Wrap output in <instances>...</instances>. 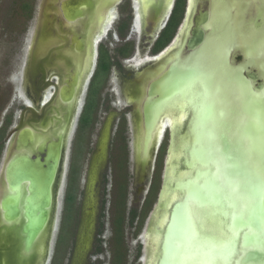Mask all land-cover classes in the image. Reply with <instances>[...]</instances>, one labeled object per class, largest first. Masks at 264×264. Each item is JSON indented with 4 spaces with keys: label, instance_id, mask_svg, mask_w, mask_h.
I'll list each match as a JSON object with an SVG mask.
<instances>
[{
    "label": "flooded vegetation",
    "instance_id": "flooded-vegetation-1",
    "mask_svg": "<svg viewBox=\"0 0 264 264\" xmlns=\"http://www.w3.org/2000/svg\"><path fill=\"white\" fill-rule=\"evenodd\" d=\"M120 4L121 10L117 8ZM115 19L119 21L116 28L111 26ZM96 34L94 72L92 70L87 79L85 104L81 111L77 109L72 133L76 128L77 132L80 131L78 138L84 133L80 129L81 118L97 73L98 82H102L95 119H98L99 110L105 104L104 92L108 84L112 85L113 73L121 89L109 104L122 108L120 112L116 111L118 123L113 142L110 138L107 147L108 130H104V127L101 129L99 135L104 133L102 143L89 159L84 182L80 179V169H74L76 158H71L69 166L71 134L65 183L60 197L62 217H59L49 264H56L57 254L63 245L69 250V264H83L90 252L93 256L103 253L109 222L107 209L111 206H108V166L104 167V163L107 165L110 156L117 174L110 198V240L115 242L117 210L114 203L118 199L119 186L124 185L126 191L123 222L130 193L133 200L135 187L141 196L147 192L141 212L133 214L132 211L137 208L130 211L132 223L137 216L141 223L145 218L142 212L152 203L147 204L156 182L158 184L152 199L157 196V207L142 235L149 240L143 261L146 262L145 259L150 257L148 264H153V255L156 253L154 248L158 245L162 250L165 248L166 239L177 230L185 215L186 198L196 203L208 216L207 219L212 220L213 230L206 242V247L214 251L211 257H218L220 264H239L241 259H247L245 254L248 247H242L241 237L249 233H258L264 237V0H119L107 12L105 22L96 29ZM108 35L116 42H122L113 52L103 42L108 39ZM133 35L136 36L135 39ZM136 38L141 41L138 49L131 41ZM219 40L222 41V46ZM103 53H106L105 60H102ZM101 61H109V65L99 72L100 66H103ZM174 69L180 70L175 77L172 75ZM185 73H189V76ZM185 75L188 78L183 87ZM172 81H175L176 87L172 90L174 94L169 97L167 94L170 89L167 88ZM162 87L165 93L159 91ZM14 88L15 99L20 98L25 104L33 105L40 113L26 110L27 120L35 118L39 123L45 114V111L41 113V109L47 103L50 89L37 95L30 76H27L26 81L23 76ZM156 103H160V107L149 126L148 119H151ZM207 116L208 122H205ZM109 119L108 116L107 120ZM128 133L132 137L130 150ZM172 136L177 138L173 144ZM111 143L114 151L110 155L108 149ZM164 149L168 156L165 159ZM96 153H100V163L99 168L97 166L95 169L92 159ZM147 158L150 160L147 161ZM163 161L164 167L166 161V171L163 167L165 174L162 172L161 175ZM239 167L244 170L242 182L229 180L231 173H237ZM112 170L111 168L110 173ZM187 170L191 175L185 177L190 176V179L185 181L184 187L180 181L185 179L184 173ZM96 175L100 181L97 185L100 191L98 206L96 201L91 200ZM194 177L198 178L197 181ZM163 179L164 188L160 195ZM174 190H178L175 193L178 198L168 206ZM70 194L74 198L68 201ZM173 204H177L173 212L175 215L170 217V207ZM167 214L169 220L164 224ZM178 216L181 217L179 220ZM64 221L66 239L59 246ZM155 235L158 239L163 236V239L160 238L161 244L152 240ZM252 259L254 263L260 259L264 261V256ZM159 262L161 263V258Z\"/></svg>",
    "mask_w": 264,
    "mask_h": 264
},
{
    "label": "water",
    "instance_id": "water-1",
    "mask_svg": "<svg viewBox=\"0 0 264 264\" xmlns=\"http://www.w3.org/2000/svg\"><path fill=\"white\" fill-rule=\"evenodd\" d=\"M98 1L42 0L41 2L37 28L29 44L26 65L21 71L23 72L21 77L24 76L25 81L27 76L31 77L37 95L50 89L47 103L41 109V113L45 111L42 121L44 125L51 120L52 109L56 111L54 108H58V105L67 107L76 95L80 108L82 106L86 92L83 90L87 89L85 83L88 76L81 78L82 73L80 68L76 67L73 56L75 51L84 50L85 38L82 32H76L74 28L81 29L80 26L90 25L89 19L96 10ZM66 21H73L74 26H67ZM179 71L172 70L173 77ZM185 74L189 76V73ZM186 75L183 87L188 78ZM175 87L176 83L172 81L167 88L170 89L167 94L169 97L174 94L172 90ZM159 91L165 93L163 87ZM55 99L56 103H54ZM159 104L153 106L151 119L149 117L147 123L149 126L153 122L155 112L158 111L157 108L160 107ZM28 109L32 113L40 114L33 105L25 104L21 120L7 137L0 164V189L3 193L0 199V264H37L39 258L35 246L41 234H44L42 240L44 251L40 264H49L58 230L60 197L66 176V173L63 174L67 157L64 133L57 128L55 137L47 133L40 143H36L35 133L26 125L28 123L33 125L32 122L35 120L34 118L27 122ZM211 110L210 108L209 111ZM69 113L68 107L65 115ZM210 113L207 115L209 116ZM208 116L204 121L208 120ZM176 139L172 136L171 144ZM149 158L147 161L150 160ZM243 172V167H239L237 173L233 171L228 179L242 182ZM164 182L163 179L160 195ZM176 206L173 204L170 207L171 217ZM180 218L178 216V220ZM241 239L242 247L247 246L248 250L245 254L247 259H241L239 264H248L253 261L252 258L264 256V237L258 233H249ZM144 264L147 263L144 261ZM249 264H264V261L260 259Z\"/></svg>",
    "mask_w": 264,
    "mask_h": 264
},
{
    "label": "rangeland",
    "instance_id": "rangeland-1",
    "mask_svg": "<svg viewBox=\"0 0 264 264\" xmlns=\"http://www.w3.org/2000/svg\"><path fill=\"white\" fill-rule=\"evenodd\" d=\"M24 0H0V143H3L2 152L0 154V164L2 162V156H3V150L6 144L7 137L12 132L13 128L17 125V123L21 120L23 112L25 111V104L22 101V99H15L14 95V87H16L17 81L21 80V75L23 72H21L25 65L27 60V53L29 50V44L33 38V35L35 34L37 23L39 19V11L41 7L42 0H30L33 4V9L31 14L26 12V10L23 9L22 3ZM128 0H126L127 2ZM127 6V5H126ZM121 4L118 5V9L121 8ZM129 10L128 8H126ZM121 10V9H119ZM119 10L117 17L119 16ZM118 20L115 19V23L111 24V26H114L116 28V24H118ZM110 26V28H111ZM224 26L221 30V34L223 33ZM108 39L104 40L103 42L106 43V45L109 46V49L113 52V50L116 49V47L120 46L122 42H116L113 40L111 35L107 36ZM133 39H135L136 36H132ZM132 43L135 44L136 48H139L140 45V38H136V40H131ZM220 41V45L222 46V41ZM135 42V43H134ZM113 73V79H112V85L108 84L107 89L104 92V100L103 103H105L103 106H101V109L98 113V119L96 122L89 128H86L84 133L82 134V137L78 138L77 128L72 136V140L70 142V150H69V166L71 163V158L75 160L76 164H74V169L77 171V169H80V179L84 182L87 169L89 166V159L92 156L93 153L98 149L97 146L101 144L102 142V136L104 133L99 135L101 132V129L105 128L108 130L109 138L107 139L106 147L108 144V140L111 138L113 142L114 133L117 126V110L120 112L122 106L119 107V109H116V106H112V104H109V101L114 100V95L119 93L121 89L120 83H118ZM113 90L115 91L113 93ZM83 104H85V99H83L82 102V108ZM81 109V108H80ZM114 109H116L114 111ZM81 111V110H80ZM117 113V114H116ZM110 117L109 120H107V117ZM113 117V118H112ZM107 120V121H106ZM106 121V122H105ZM111 128V129H110ZM131 135L128 133L127 135V141L129 142V150L131 146ZM167 141V140H166ZM165 142V140H164ZM110 150V155L113 153V143L110 144L108 151ZM107 151V152H108ZM108 155V153H107ZM109 155V156H110ZM164 159L167 158V151L164 149ZM167 156V157H166ZM108 159V158H107ZM110 161L107 162V165L104 163V167L108 166V175H107V182L109 183V203L108 208L107 206V216L109 222L107 223V232H106V240L104 241V251L99 256H93L92 253L87 256L83 264H118L114 262V255L116 250V245L113 240H110L111 235V212H112V204L110 202L111 198V191L114 187V178L117 176V174L114 171L113 167V161L110 156ZM167 161V159H166ZM166 161H165V167H166ZM100 163V153H96L94 158L92 159L93 168L96 169V167ZM68 164V163H67ZM163 166L161 169V175L162 172H164V161ZM164 167V168H163ZM111 168L113 169L110 173ZM96 173V172H95ZM109 176V178H108ZM100 181L97 179V175L95 178V181L93 180V189L91 194V200L96 201V205L98 204V199L100 197V191L98 189V184ZM159 182V187H160ZM82 184V183H81ZM158 187V188H159ZM100 188V187H99ZM136 191H134L132 194L134 196V199L132 200V195L130 193V199L128 200V207L127 211L125 212V222L123 225L124 229V241H125V249H126V261L124 264H144L143 257L145 255V248L146 245H148L149 240L143 238V233L145 229H147L150 220L153 216V212L156 209V200L157 196L152 199V203H150L149 206L146 207L144 213V219L143 222L140 223V220L137 218L132 223L131 221V210L133 208H137V211L140 213L142 209V205L144 203V199L146 196V193H143L141 196L138 194L139 190L137 187H135ZM78 195H80L78 193ZM165 196V194H164ZM81 199V198H80ZM98 206V205H97ZM61 209H63V206H61ZM98 208H96L97 211ZM141 213V214H142ZM140 214V215H141ZM62 217V212L60 214V219ZM164 218H167L165 215ZM142 225V226H141ZM156 230V229H155ZM57 235V233H56ZM152 240L156 243L158 241V238L153 236ZM92 247V246H91ZM94 247V244H93ZM54 248V245H53ZM93 249V248H92ZM69 250L66 249V245H63L61 247V250L57 254L58 261L56 264H69L71 261V258H69ZM119 254V252L117 253ZM53 255V254H52ZM99 259V260H98ZM150 257H148V260ZM148 260L146 258V262L148 264ZM175 261H177L175 259ZM179 262V261H177ZM51 263V262H50ZM150 263V261H149ZM156 263V259H155Z\"/></svg>",
    "mask_w": 264,
    "mask_h": 264
},
{
    "label": "bare ground",
    "instance_id": "bare-ground-1",
    "mask_svg": "<svg viewBox=\"0 0 264 264\" xmlns=\"http://www.w3.org/2000/svg\"><path fill=\"white\" fill-rule=\"evenodd\" d=\"M119 0H99L97 3V8L96 10H94L92 17L89 19L90 25L86 24L83 27L80 26L81 29H77V27H73L74 30L76 32H82L83 33V37L85 38V46H84V50L83 51H75V54L73 56V60L75 61L76 67L80 68V73L81 74V78L84 79L85 76H90L92 70H93V66H94V61H95V55L97 54L96 52V38L95 35L96 34V29L101 26L102 22H105V17L107 12L113 8L116 3ZM145 1H149L150 0H145ZM152 1V0H151ZM97 13V14H96ZM137 16V15H136ZM139 21V20H138ZM137 22V20H136ZM73 21H66L65 24H68L67 26L72 27L74 26ZM142 25V24H141ZM141 27V26H140ZM101 28V27H100ZM99 33V32H98ZM188 36V35H187ZM99 41V40H98ZM49 43L51 44V41H49ZM74 48V47H73ZM182 51V50H181ZM180 51V52H181ZM177 52V51H176ZM174 57V56H173ZM172 59V58H171ZM169 59V60H171ZM169 62V61H168ZM166 68V67H165ZM90 79V78H89ZM203 80V79H202ZM82 81V80H81ZM195 82V81H194ZM192 82V84L194 83ZM204 83V81H203ZM87 80L85 83V86H87ZM198 84V83H197ZM202 85V84H201ZM190 86V85H189ZM188 86V88H189ZM192 86V85H191ZM199 86V85H197ZM28 87V86H27ZM196 87V86H195ZM203 87V86H202ZM192 89V87H191ZM205 89V88H204ZM208 90V89H207ZM84 91V90H83ZM187 91V89H186ZM206 91V90H205ZM208 92V91H206ZM203 92V93H206ZM181 94V93H178ZM177 94V95H178ZM125 95V94H124ZM183 95V94H182ZM201 95V94H200ZM206 96V95H205ZM207 97V96H206ZM178 98V97H177ZM210 98V97H209ZM214 98V97H213ZM171 99V98H170ZM180 99V98H179ZM202 99V98H201ZM142 100V99H141ZM168 100V99H167ZM173 100V99H172ZM187 100V99H186ZM199 100V99H198ZM203 100V99H202ZM210 100V99H209ZM170 101V100H169ZM197 101V100H196ZM80 102V101H79ZM201 102V101H200ZM209 102V101H208ZM207 102V103H208ZM29 103V102H28ZM56 103V101L54 102ZM53 103V104H54ZM199 103V102H197ZM176 104V103H175ZM201 104V103H200ZM212 104V103H210ZM171 105V103H170ZM182 105V104H181ZM195 105V104H194ZM79 103H78V97L77 95L74 97L73 101H71L70 104H68V106H60L58 105V108H54L56 109V111H54L53 109L51 110L52 113H50V109H48V113H50L52 116L51 120L49 121V123H47L46 125H44L42 123L43 119H41L40 121H38L39 123H37L36 120H34L32 123L33 125H30L29 123L26 124L28 127H31V129L33 130V132L35 133V136L37 137L36 139V143H40L41 140L45 137V135H47V133H50L51 136L55 137L58 130H62L64 133V140H65V144L67 147V152H68V145H69V139L71 137L72 133V129H73V125H74V119H77L76 114H77V109H78ZM141 106V105H140ZM139 106V107H140ZM167 106V105H166ZM165 106V107H166ZM169 106V105H168ZM167 106V107H168ZM209 106V105H208ZM207 106V107H208ZM70 108V113L67 115H65V111L67 108ZM200 107V106H198ZM203 108V105L201 106ZM206 107V108H207ZM183 108V106H182ZM187 108V107H186ZM185 109V108H184ZM198 109V108H197ZM79 110V109H78ZM188 110V109H187ZM186 110V111H187ZM193 110V109H192ZM205 110V107L204 109ZM202 110V111H203ZM54 111V112H53ZM172 110H169V112ZM179 111V110H178ZM197 111V110H196ZM201 111V110H200ZM166 112V111H165ZM198 112V111H197ZM54 113V114H53ZM202 113V112H201ZM200 114V113H199ZM59 115L61 116L59 118ZM76 117V118H75ZM65 119V120H63ZM56 120H58V122H56ZM63 121H65L63 123ZM192 121V120H191ZM27 122H30L29 120ZM206 122V121H205ZM54 125V127H52ZM76 125V124H75ZM190 126V125H189ZM57 128H59L58 130H56ZM155 128V127H154ZM56 130V131H55ZM154 130V129H153ZM188 138V137H187ZM186 138V139H187ZM14 143V142H12ZM11 143V144H12ZM190 147V146H188ZM187 152V151H186ZM69 154V152H68ZM67 163V157L65 158ZM206 160V159H205ZM198 161V160H196ZM201 164V163H200ZM65 166L63 167V174L65 173ZM194 168V167H192ZM206 169V168H204ZM191 170V169H189ZM198 170V169H196ZM188 171V170H187ZM207 171V170H206ZM213 171V170H212ZM204 172V170H203ZM191 175L190 171L185 172L184 173V178L187 177L188 175ZM207 175V174H206ZM202 176V175H201ZM190 177V176H189ZM185 178L182 181H180L181 183H183V186H186L185 181H187V179L190 178ZM198 179V178H197ZM197 179L194 180L197 181ZM201 181V180H200ZM188 182V181H187ZM202 182V181H201ZM200 182V183H201ZM189 185V184H188ZM193 186V185H192ZM176 188V187H175ZM183 188V187H182ZM193 189H195L193 187ZM178 190H174V194L171 196L172 197V201L169 202L168 206H170L173 201H175L176 198H178V195L176 196L175 193ZM190 191V190H189ZM180 192V191H179ZM199 192V191H198ZM177 194V193H176ZM184 194V193H183ZM3 193L2 190L0 189V199L2 197ZM182 193L179 195V197L181 198ZM198 195H200L198 193ZM170 201V200H169ZM182 201V200H181ZM168 203V202H167ZM180 203V202H179ZM182 203V202H181ZM184 206H186V212L185 215L183 216V219L181 220V222L179 223L177 230L173 233H171V236L166 239L165 242H167L165 246V248H160V246L158 248H154V251H156V253H154L153 255V264H158L159 262V258H161V263L160 264H220L218 261V257H211V255L213 254V249L212 248H207L206 247V242L208 240V235H210L211 231L213 229H211V221L210 219H207V215L205 213H203L201 208L197 207V204L192 202V200L189 198H186V200L184 201ZM177 205V204H176ZM179 205V204H178ZM167 206V207H168ZM207 207V206H206ZM209 207V204H208ZM204 208V207H203ZM210 208V207H209ZM169 211V210H168ZM212 211V210H210ZM175 215V214H174ZM167 219L165 220L164 224L166 222H168L169 220V216L168 214L166 215ZM210 216H215V215H210ZM171 217V216H170ZM218 217V216H216ZM221 217V216H219ZM218 217V218H219ZM218 221V220H217ZM224 221V219H223ZM224 223V222H222ZM169 224V223H168ZM216 226V223H214ZM170 225V224H169ZM164 227V225H163ZM221 227V226H220ZM223 227V225H222ZM162 229V228H161ZM198 231H197V230ZM220 229V228H219ZM170 230V229H169ZM168 236V234H167ZM163 237V236H162ZM161 236H159L158 239V243L160 241V238L163 239ZM42 240H44V234H41L38 237V242L36 243L35 246V251H37L38 253V258L39 261L37 264H40V260L44 251V242H42ZM211 240V239H209ZM212 241V240H211ZM229 241V240H228ZM218 242V241H217ZM227 242V241H226ZM224 243V242H223ZM218 244V243H215ZM221 244V243H220ZM231 248V247H229ZM149 249V248H148ZM156 249V250H155ZM164 249H166V251L164 252ZM230 250V249H229ZM148 251V250H147ZM238 255V254H237ZM155 259H156V263H155ZM175 259L177 261H175ZM146 260V259H145ZM233 260V259H232Z\"/></svg>",
    "mask_w": 264,
    "mask_h": 264
},
{
    "label": "trees",
    "instance_id": "trees-1",
    "mask_svg": "<svg viewBox=\"0 0 264 264\" xmlns=\"http://www.w3.org/2000/svg\"><path fill=\"white\" fill-rule=\"evenodd\" d=\"M23 9L26 10V12H28L29 14H31L32 9H33V4L31 3L30 0H24L22 3ZM105 55L106 53L102 54V60H105ZM103 66H100V70L99 72L103 69L105 70L103 67H106L109 65V61L106 62H102L100 63ZM102 68V69H101ZM99 73H97L94 81H93V85L91 88V93L90 96L88 98L87 104L85 106V110L82 114V118H81V127L80 129L82 131H85L86 128H89L90 125L96 120L95 119V113L96 110L98 109L99 106V102H100V97H99V88L101 87V82H98L99 80ZM2 148H3V143H0V154L2 152ZM157 184L158 183H154L153 188H152V192L151 195L149 196L148 202L147 204H149V202H151L150 200L153 197V193H154V189L156 190L157 188ZM126 191L124 190V185H120L119 186V193H117V197L118 199L115 201V206H116V210H117V214H116V228H115V245H116V250H115V255H114V262L118 263V264H124L126 261V249H125V245H124V241H123V235H124V229H123V224H124V211H125V207H126ZM72 198H74V195L70 194L68 197V201L72 200ZM69 207H68V211H69ZM137 209H134L132 211V213H136ZM142 222V221H141ZM65 221L63 222V228L59 237V246L60 244L66 239V237L64 236V232H65ZM119 252V254H117Z\"/></svg>",
    "mask_w": 264,
    "mask_h": 264
}]
</instances>
